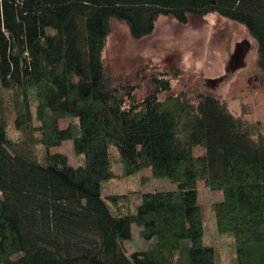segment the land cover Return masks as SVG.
<instances>
[{"label":"trees","instance_id":"1","mask_svg":"<svg viewBox=\"0 0 264 264\" xmlns=\"http://www.w3.org/2000/svg\"><path fill=\"white\" fill-rule=\"evenodd\" d=\"M207 13L241 22L264 70V0H0V264H219L200 181L223 192L212 209L235 264H264V122L209 93L161 97L165 75L139 99L105 63L115 21L138 40L162 15ZM65 140L84 163L52 152ZM114 150L125 175L177 187L122 209L126 193L102 192ZM134 224L148 245L128 253Z\"/></svg>","mask_w":264,"mask_h":264},{"label":"rangeland","instance_id":"2","mask_svg":"<svg viewBox=\"0 0 264 264\" xmlns=\"http://www.w3.org/2000/svg\"><path fill=\"white\" fill-rule=\"evenodd\" d=\"M155 30L141 39H134L129 27L115 21L104 52L105 63L111 79L116 84L133 85L141 99L152 90L151 75H165L171 80L170 92H198L212 94L227 101L230 108L249 119L264 122V70L257 63V41L245 26L217 13L193 15L188 22H179L172 16L162 15ZM251 41L245 57V65L232 69V60L240 40ZM70 119L60 121L66 127ZM52 152L66 153L71 164L77 166L85 159L73 149V141L65 140ZM196 154L204 149L198 146ZM115 175L104 181L102 192L126 193L128 200L120 202L122 209L134 208L137 194L145 191L175 189L177 184L169 178L153 176L152 168L125 175L123 165L113 151ZM199 200L206 221V239L217 246L219 264H235L232 238L217 230L213 203L223 200V192L213 190L200 181ZM126 198V199H127ZM108 203L113 204L108 200ZM133 237L125 241L127 252L146 249L148 241L140 235V227L133 225Z\"/></svg>","mask_w":264,"mask_h":264},{"label":"water","instance_id":"3","mask_svg":"<svg viewBox=\"0 0 264 264\" xmlns=\"http://www.w3.org/2000/svg\"><path fill=\"white\" fill-rule=\"evenodd\" d=\"M250 47H251V41L247 39H243L239 41L237 45V49L235 51V55L231 62L233 70L245 65V57L248 53V50H250Z\"/></svg>","mask_w":264,"mask_h":264}]
</instances>
